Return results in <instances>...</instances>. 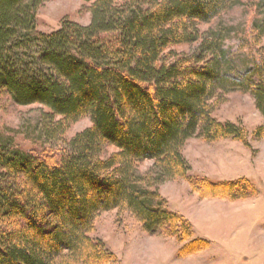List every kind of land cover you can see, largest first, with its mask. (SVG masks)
<instances>
[{"label": "trees", "instance_id": "1", "mask_svg": "<svg viewBox=\"0 0 264 264\" xmlns=\"http://www.w3.org/2000/svg\"><path fill=\"white\" fill-rule=\"evenodd\" d=\"M83 1L92 3L88 25L64 19L42 33L45 0H0V99L39 106L41 137L50 141L91 121L57 154L0 136V264H104L111 256L91 234L98 216L114 210L135 216L149 234L185 231L186 241L189 224L159 193L187 178L184 146L193 138L246 143L240 127L213 117L222 95L249 93L264 116V0L249 31L233 36L198 26L239 0ZM186 44L198 47L166 53ZM146 161L153 166L141 173ZM191 184L203 192L202 182ZM221 188L232 197L241 182Z\"/></svg>", "mask_w": 264, "mask_h": 264}, {"label": "rangeland", "instance_id": "2", "mask_svg": "<svg viewBox=\"0 0 264 264\" xmlns=\"http://www.w3.org/2000/svg\"><path fill=\"white\" fill-rule=\"evenodd\" d=\"M256 1L239 0L213 22L200 24V33L218 29L233 36L249 31L258 13L254 8ZM91 7L92 3L83 0H45L37 15L38 31L58 30L64 19L88 25ZM197 47L198 44H186L172 47L166 53L178 57L191 55ZM259 47L264 49V38ZM213 103V117L220 123L240 127L246 143L233 137L189 140L182 151L190 167L187 178L171 180L159 187L168 211L189 224L190 237L182 241L185 231L174 236L167 227L149 234L132 214L106 212L95 220L91 234L111 256L104 264H264V133L260 136L257 133L264 126V116L249 93L222 95ZM90 126L86 117L71 124L62 137L46 140L40 133L39 106H17L5 97L0 99V136L13 138L26 151L43 149L57 154ZM114 151L110 147L106 153ZM152 166L153 162L146 161L139 165V170L145 173ZM191 181L202 182L203 192L193 187ZM238 181L241 191H234L232 197L224 196L228 190L221 186ZM193 241L204 244L183 251Z\"/></svg>", "mask_w": 264, "mask_h": 264}]
</instances>
